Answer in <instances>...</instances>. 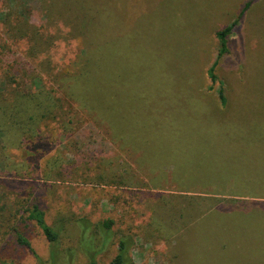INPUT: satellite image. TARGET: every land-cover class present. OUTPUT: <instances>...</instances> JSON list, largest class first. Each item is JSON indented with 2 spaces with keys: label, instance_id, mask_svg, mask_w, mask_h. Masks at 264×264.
I'll return each instance as SVG.
<instances>
[{
  "label": "rangeland",
  "instance_id": "rangeland-1",
  "mask_svg": "<svg viewBox=\"0 0 264 264\" xmlns=\"http://www.w3.org/2000/svg\"><path fill=\"white\" fill-rule=\"evenodd\" d=\"M105 58L108 93L84 96ZM257 200L264 0H0V264H52L35 202L55 264H89L80 218L109 228L100 264L123 238L133 264H264Z\"/></svg>",
  "mask_w": 264,
  "mask_h": 264
},
{
  "label": "trees",
  "instance_id": "trees-1",
  "mask_svg": "<svg viewBox=\"0 0 264 264\" xmlns=\"http://www.w3.org/2000/svg\"><path fill=\"white\" fill-rule=\"evenodd\" d=\"M250 4L251 2H248L246 4L245 8L242 10V12L239 15V18H237L232 24L217 31L216 34L220 41L218 59H220L221 57H223L224 55L228 53V36L232 32L234 26L238 23L240 17H242V15L244 14L245 10L250 6ZM218 59L214 62V64L208 70L209 77L211 78L213 82L217 80V76L215 74V66L218 63ZM97 66H98L100 75H102L104 78L103 80L102 79L96 80L95 82H93L92 84H88V86H85L84 88L82 87V94L84 96L88 95V97H91L92 96L91 93H103V94L108 93L107 88L110 87V79H111V66L109 64L108 58L104 59L103 64L101 61L100 65L97 64ZM218 96H219L221 103L224 105L226 103V97L224 94L223 87L219 89ZM93 103L102 112L103 110H105L110 116L111 107L109 108L100 107L106 104H98L94 99H93ZM256 203L258 204V206H260L259 208L262 209V211L264 212V200H257ZM27 219L30 221H33L41 229L44 236L49 241L52 247V250H51L52 264H55L58 260L57 247H58V244L61 238V229L55 228L53 225L49 223L47 219L46 211L39 202H35L28 209ZM79 223L81 224V228L83 231L82 247L88 255L89 264H100L97 260V256L105 249L108 243V239L110 236L109 234L110 231L108 232L109 228L101 227L103 235L101 236V240L97 241L96 235L94 231H92L91 220L87 218H80ZM105 232H108V233L104 235ZM18 241L20 244L27 246L34 252L31 242L22 233H18ZM131 243L132 241L130 239H127V238L121 239L119 242V248H118V252L116 256L110 262L105 263V264H133V258L130 255ZM3 264H14V263L3 262Z\"/></svg>",
  "mask_w": 264,
  "mask_h": 264
}]
</instances>
